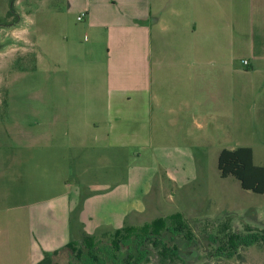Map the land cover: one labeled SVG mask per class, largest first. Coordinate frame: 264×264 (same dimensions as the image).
<instances>
[{"label":"rangeland","instance_id":"374dc122","mask_svg":"<svg viewBox=\"0 0 264 264\" xmlns=\"http://www.w3.org/2000/svg\"><path fill=\"white\" fill-rule=\"evenodd\" d=\"M132 8L123 0H0V131L14 132L3 144L18 146L15 136L22 126L56 130L45 142L51 146L33 154L55 156L59 167L54 175L60 184L47 183L49 159L44 174V167L37 168L36 160L29 158L15 163L8 175L14 181L25 167L21 171L26 181H44L39 193L43 200L58 192L70 196V226L67 232L63 224L57 229L59 244L66 235L68 241L82 240L83 230L99 236L181 214L196 239L191 246L180 236L175 240L181 259H197L188 264H264V241L238 248L232 257L227 243L232 234L264 237V194L243 190L234 177L222 178L218 169L222 150L241 147H251L255 165L264 166V133L257 134L250 123L249 106L238 97L232 123L216 118L212 97L205 116L195 113L188 120L138 122L128 102L119 110L121 121L116 120V107L108 111L106 30L122 23L124 11ZM242 37L239 31L238 46ZM206 82V93L211 94L207 74ZM5 100L7 113L2 109ZM245 119L250 136L245 134ZM117 130L121 146L114 142ZM96 196L102 203L93 199ZM22 198L13 205L24 204ZM13 216L10 241L0 246V264H29L26 216L16 211ZM43 235L52 233L45 230ZM210 236H225L224 242L206 241ZM151 255L150 264L161 259L153 247ZM69 261L68 252L55 260Z\"/></svg>","mask_w":264,"mask_h":264},{"label":"crops","instance_id":"0c3cea01","mask_svg":"<svg viewBox=\"0 0 264 264\" xmlns=\"http://www.w3.org/2000/svg\"><path fill=\"white\" fill-rule=\"evenodd\" d=\"M123 1L133 5L132 10L124 11L122 23L106 30V101L108 111L116 107V120L121 121L119 110L126 102L133 105L138 122L188 120L195 113L205 116L206 104L212 97L216 118L232 123V111L239 97L251 109L250 123L260 134L264 133V0ZM239 31L244 39L240 46ZM238 47L240 52L244 50L242 60L238 58ZM243 61L249 64L244 65ZM206 74L212 78L211 94L205 90ZM7 110L8 103L6 113ZM248 123L245 119V134L250 136ZM55 133L56 130L22 126L15 136L19 145L9 147L3 142L14 132L0 131V246L10 241L7 233L12 232L13 212L26 216L29 264L40 263L46 252L57 251L71 242L66 235L65 242L59 244L57 233L62 224L65 232L69 229L71 199L58 192L43 200L39 193L46 187L44 181H26L21 171L25 167L20 168L14 181L8 173L14 170L15 163L31 158L36 160L37 168L44 167L40 169L44 174L49 159L52 170L47 183L59 185L58 174L54 175L55 167H59L55 156L33 154L49 148L51 145L45 142ZM116 135L114 142L123 145L118 130ZM21 197L24 204L13 205ZM93 199L102 203L100 196ZM88 207L89 201L83 215ZM45 230L52 236L45 237ZM84 234L91 235L83 230L79 237Z\"/></svg>","mask_w":264,"mask_h":264},{"label":"trees","instance_id":"16d2710c","mask_svg":"<svg viewBox=\"0 0 264 264\" xmlns=\"http://www.w3.org/2000/svg\"><path fill=\"white\" fill-rule=\"evenodd\" d=\"M3 102L2 109H5L7 101ZM218 169L222 178L234 177L243 190L264 194V166L255 165L252 148L222 150L218 157ZM191 226L181 214H176L170 218L154 220L141 228L124 227L99 236L84 234L82 240H71L57 251L46 252L44 259L38 264H56V258L66 252L70 257L68 264H150L153 261L150 259L151 247L161 257L155 259L156 264H188L197 259H181L183 252L175 240L180 236L188 246L195 244V232ZM224 237L218 240V237L210 236L206 241L219 244L224 242ZM259 241L263 242L264 237L259 239L251 233L245 236L232 234L227 241L230 251L232 250L229 256L232 257L238 248L250 247L260 243ZM104 244L106 246L101 247ZM172 244L177 246L170 247Z\"/></svg>","mask_w":264,"mask_h":264},{"label":"built area","instance_id":"2783aa9c","mask_svg":"<svg viewBox=\"0 0 264 264\" xmlns=\"http://www.w3.org/2000/svg\"><path fill=\"white\" fill-rule=\"evenodd\" d=\"M84 17H85V15H84V14H83V15H81V16H79V17H78V21H83ZM243 63H244V65H248V64H249V62H248V61H243Z\"/></svg>","mask_w":264,"mask_h":264}]
</instances>
